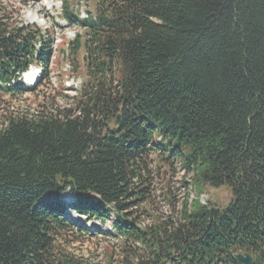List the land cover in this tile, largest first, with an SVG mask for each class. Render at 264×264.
Wrapping results in <instances>:
<instances>
[{"label": "trees", "instance_id": "16d2710c", "mask_svg": "<svg viewBox=\"0 0 264 264\" xmlns=\"http://www.w3.org/2000/svg\"><path fill=\"white\" fill-rule=\"evenodd\" d=\"M8 12L0 0V91L35 92L50 84L52 40ZM77 22L71 53L87 52L88 83L0 129V264H79L53 255L68 209L144 250L109 264H237L238 253L264 264V0H111ZM31 65L42 80L24 89ZM153 152L196 192L178 223L155 229L138 211ZM204 186L228 189L229 204L202 205Z\"/></svg>", "mask_w": 264, "mask_h": 264}, {"label": "rangeland", "instance_id": "374dc122", "mask_svg": "<svg viewBox=\"0 0 264 264\" xmlns=\"http://www.w3.org/2000/svg\"><path fill=\"white\" fill-rule=\"evenodd\" d=\"M2 1L11 7V12L7 15L13 22L41 32L44 37L52 40V45L46 50L50 55L49 85L46 83L35 92L16 96L0 91V129L9 117L37 112L44 99L50 101L54 97L62 105L64 99H74L79 95L80 89L88 83V72L84 65L87 52L78 50L79 59L71 53L74 45L70 43L77 39L82 41L86 32L77 21L94 16L98 9L105 8L111 0H23V3L19 0ZM101 1H104L105 6L101 5ZM64 3L68 5L67 12L71 11L73 15L72 22L65 19ZM32 13L36 14V22H29L27 18ZM68 64L71 67L78 65L76 71L67 69ZM65 79H70V84ZM62 83L63 88L60 87ZM163 157L158 152L149 156L150 195L138 208L141 228L167 227L165 222L169 221L178 223L182 202L196 197L195 188L190 184L191 174L167 164ZM202 193L208 197L206 204L213 207L223 208L231 200L229 190L224 187L215 189L204 186ZM65 217H69L74 224L68 220L72 231L54 243L53 255L56 260L65 256L79 264H109L112 261L119 263L126 255H133V251L144 252L136 249L134 242L116 235L109 222L101 224L77 218L69 209L65 212ZM77 225L84 226L88 235L77 230Z\"/></svg>", "mask_w": 264, "mask_h": 264}, {"label": "water", "instance_id": "95a60500", "mask_svg": "<svg viewBox=\"0 0 264 264\" xmlns=\"http://www.w3.org/2000/svg\"><path fill=\"white\" fill-rule=\"evenodd\" d=\"M115 125L117 127H119L121 125V121H120V115H118L116 117V122H115ZM70 199L72 198L70 195L67 196V198ZM234 260L238 263V264H254V259L251 255H249L248 253L247 254H235L234 255Z\"/></svg>", "mask_w": 264, "mask_h": 264}, {"label": "bare ground", "instance_id": "6f19581e", "mask_svg": "<svg viewBox=\"0 0 264 264\" xmlns=\"http://www.w3.org/2000/svg\"><path fill=\"white\" fill-rule=\"evenodd\" d=\"M50 6V5H48ZM36 8H37V5H36ZM40 8V7H39ZM37 14V12H36ZM36 14L32 13L31 15H29L27 18L29 20V22H36L37 21V17H36ZM36 76L34 74H30L27 73L26 76H25V79L27 78L28 82L31 81L32 79H34ZM26 80V81H27Z\"/></svg>", "mask_w": 264, "mask_h": 264}]
</instances>
